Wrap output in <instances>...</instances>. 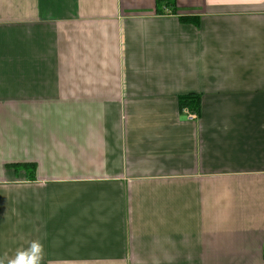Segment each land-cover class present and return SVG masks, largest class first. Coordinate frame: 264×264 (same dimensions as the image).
Wrapping results in <instances>:
<instances>
[{
	"label": "crops",
	"instance_id": "1",
	"mask_svg": "<svg viewBox=\"0 0 264 264\" xmlns=\"http://www.w3.org/2000/svg\"><path fill=\"white\" fill-rule=\"evenodd\" d=\"M34 240L264 264V0H0V262Z\"/></svg>",
	"mask_w": 264,
	"mask_h": 264
},
{
	"label": "clouds",
	"instance_id": "2",
	"mask_svg": "<svg viewBox=\"0 0 264 264\" xmlns=\"http://www.w3.org/2000/svg\"><path fill=\"white\" fill-rule=\"evenodd\" d=\"M44 254V245L39 240H34L26 248L17 250L8 264H43Z\"/></svg>",
	"mask_w": 264,
	"mask_h": 264
},
{
	"label": "trees",
	"instance_id": "3",
	"mask_svg": "<svg viewBox=\"0 0 264 264\" xmlns=\"http://www.w3.org/2000/svg\"><path fill=\"white\" fill-rule=\"evenodd\" d=\"M181 104H182L183 110L188 109L189 111L199 113L200 100L198 97L184 96L183 98H181ZM24 166L28 167L27 165H24Z\"/></svg>",
	"mask_w": 264,
	"mask_h": 264
},
{
	"label": "built area",
	"instance_id": "4",
	"mask_svg": "<svg viewBox=\"0 0 264 264\" xmlns=\"http://www.w3.org/2000/svg\"><path fill=\"white\" fill-rule=\"evenodd\" d=\"M185 113L190 120H194L199 117L198 113L189 111L188 109L185 110Z\"/></svg>",
	"mask_w": 264,
	"mask_h": 264
}]
</instances>
